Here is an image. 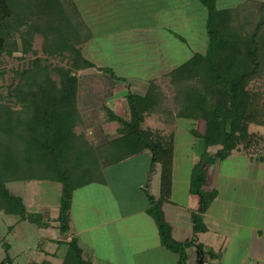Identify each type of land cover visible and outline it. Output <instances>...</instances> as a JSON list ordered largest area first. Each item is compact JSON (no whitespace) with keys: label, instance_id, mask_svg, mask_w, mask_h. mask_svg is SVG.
<instances>
[{"label":"trees","instance_id":"1","mask_svg":"<svg viewBox=\"0 0 264 264\" xmlns=\"http://www.w3.org/2000/svg\"><path fill=\"white\" fill-rule=\"evenodd\" d=\"M199 2L206 9L204 51L191 52L171 72L183 85L177 98H181L177 117L185 118L189 109L193 113L189 117L203 121L202 132L193 130L203 148L187 187V193L198 200L196 210L190 213L189 239L173 240L161 210L171 193L173 147L145 140L140 129L145 115L169 114L165 95L151 83L143 95L126 96L128 120L107 111L108 119L129 134L123 155L147 150L151 168L159 161L158 196L147 195L145 212L155 224L160 245L178 255V264H186V248L194 245L197 233L206 231L203 216L217 195L214 189H205L206 166L226 159L234 150L252 151L260 141L264 150V138L248 131L250 125L264 127V1L247 0L228 9H217L215 0ZM37 34L43 39L44 54L66 59V67H50L34 57L13 73L15 82L5 97L0 96V204L13 202L20 220L46 228L49 222L28 213L22 199L9 193L6 185L17 181L60 184L56 228L61 236H67L61 264H91L83 259L70 233L73 192L93 183L108 185L98 148L75 132L82 124L75 72L94 67L80 49L90 33L72 0H0V56L11 57L14 52L35 55L32 41ZM3 75L1 70L0 79ZM191 80L195 86H188V91L185 86ZM190 100L194 109L187 107ZM211 147L218 149L209 153ZM196 248L201 264L206 261L205 254L213 258L201 245Z\"/></svg>","mask_w":264,"mask_h":264},{"label":"rangeland","instance_id":"2","mask_svg":"<svg viewBox=\"0 0 264 264\" xmlns=\"http://www.w3.org/2000/svg\"><path fill=\"white\" fill-rule=\"evenodd\" d=\"M72 1L79 11L84 23V17L86 20L93 23L104 20L105 22L101 23L102 25H99L102 31L111 33V35L117 31L120 32L117 36L120 43H118L119 41L117 40V45H121V48L117 57L116 53H113L114 48H112V44L107 43L106 40L101 41V43H103L102 49L105 53L103 56H106V59L108 60L106 61L108 72H104L109 76L115 77L117 75H125L124 78H127V76H130V78L138 76L141 80H148L159 73H171L172 71H175L188 59L191 52L204 51L206 45V9L201 5L199 0ZM245 1L247 0H215V6L217 9H228L234 8ZM98 33H100V31H98ZM16 40H18L17 36ZM32 49L35 52V55L28 53L21 56L20 52H14L11 57H7L5 55L0 56V71H4V75L0 79V96L5 97L7 88L11 83L15 82L16 79L13 76V73L18 69L20 70L23 67H26L27 63L34 57L40 58L43 64L49 65L50 67H66V59H62L58 56L48 57L44 54L43 39L38 34L33 37ZM80 49L83 54V45L80 46ZM172 75V77H174V74ZM83 80L84 79L82 78L81 81ZM160 83L162 88H164L165 106L171 115L173 117L175 116L174 119L177 120H175L172 125L168 123L164 127L163 125H157L156 123V126L160 130L162 128L165 130L160 132L156 129L158 131L156 135L159 134L158 136L155 135V131H153L152 128L147 129L148 127L143 124L145 121L144 117L142 118L140 129L144 132L145 140L153 142V138L156 137L155 139L157 142L167 144L170 143L172 145L175 157V173L180 171L181 173L178 175H181L180 179L182 184H187L189 181L184 175L191 170V160H193L192 157L194 158L196 154L202 152L203 148L201 139L194 136L193 130L202 132L203 121L199 118L196 120L191 118L193 113H191L192 110L189 111V109L186 113L188 116L185 118L177 117L175 115L178 110L177 102L172 100L179 97L180 93L177 91V87L180 88V86L174 81V79L172 82L170 76L163 77ZM192 85L195 86L193 80L188 82L185 86L187 88L186 90L190 91V87ZM182 86L183 85H181V87ZM191 102L192 101L190 100V104L187 107L194 109ZM184 108L185 106L183 107V110ZM114 112L120 115L123 119H128L124 116L129 113V110H126L125 112L121 109L119 112ZM189 115L191 116L189 117ZM88 128L89 127L81 124L76 127L75 132L87 137ZM177 130L179 131L176 133ZM172 131L173 135H170ZM248 131L258 137L264 138V127L250 125ZM118 132L119 133H116L117 136L115 135L116 137L111 139L112 137L110 133L106 132L104 126L100 128L102 137H107L108 140L110 139V142L113 141L111 143L114 144L112 145V151L105 150V146L101 147L102 145H98L102 143L95 142L94 137L90 141L91 144L98 148L100 152L102 172L108 183L107 187H102V196L105 197V195H110V198H114L119 209L123 213L128 210L139 208L142 201H144V196L146 197V195L152 197L155 196L154 198H156L157 188L159 186V167L156 165L152 168L150 167V154L148 152L141 153L136 156L123 155L126 153V150H124L122 146L125 147V139H130V137L123 126L119 127ZM262 143L263 142L260 141L257 146L252 148L253 150L251 152L261 153V147L263 146ZM107 147H109V145H107ZM217 149L218 147H211L208 149V152L213 153ZM228 160L231 161L232 165H230V172L234 174L236 181H239L241 185L247 184L248 181L247 178L245 179V175H247L248 171L245 168L243 161L236 160L233 157ZM226 163L228 162L221 163V171L228 167V165H225ZM212 180L213 179H209L210 185L212 184ZM225 183L226 181L224 179H219L218 181L217 186L221 187V194H223L226 189ZM6 187L9 193L16 197H20L22 202L26 204H30L32 202L33 194L37 196V201L40 200L41 202L46 203L56 202V187H58V192H60L61 189L60 184L47 181H17L8 183ZM39 189H42L43 194H39V192H41ZM81 192H83V189L76 192V194L74 192L72 198L79 201ZM235 193L232 194L234 196L233 201L238 200L237 196L239 198L243 195L242 190L240 189L237 191V194L240 196ZM262 193V195H264L263 188ZM141 195H143V197ZM239 200H241V203H245L244 197H240ZM252 203H254V201H252ZM77 206L78 204L74 207L75 211H77ZM94 208L97 209V206H94ZM53 210H55V208H50L48 210L46 208V210H39L36 214L43 216L44 220H49V224L58 226L59 223L57 216L54 218L50 214ZM211 210L219 212V205L213 206ZM211 210L209 213H212ZM45 214L46 216H44ZM74 215L77 216L80 214L74 212ZM228 217L230 219L240 217L236 220H240V224L243 223L242 220H245V224H247V226L249 224L259 225L261 222L256 220V217L253 214L249 216L248 213L240 214V216L234 217L229 214L226 218L228 219ZM71 222L70 216V226L74 228ZM81 222L82 220H80L77 224H83ZM229 222L231 223V221ZM222 228L231 230L230 224L223 223ZM48 231L49 230L40 231L36 225L31 224L28 221L20 220L19 214L15 210L13 202L7 201L1 204L0 262L8 257L13 261V264H26V261L28 260H36V258L41 257L39 250L51 249V246L60 247V249L62 247L66 248L65 240H63L62 236L59 234L58 229L56 230V234L59 238L58 241L48 240ZM236 231H239L240 235L236 238V240H233L232 248H235V250H233V253L235 254L232 256L231 262L241 261L244 258L242 257L244 254L239 248H243V246H246L248 243V230L244 229V227H237ZM101 233H103V230L98 231V234ZM71 237H74L78 243V238L76 237L74 231H72ZM90 237L91 235L82 233L80 238L82 240L85 239V242L89 241L91 244ZM7 245L9 247H7ZM82 245L86 248L88 254H90L92 247L90 248L89 246L86 247L84 244ZM205 256L206 259L209 258L206 254ZM83 259L92 264V260L87 256H85V258L83 257ZM244 260L246 264L247 259ZM36 262L38 261L36 260Z\"/></svg>","mask_w":264,"mask_h":264},{"label":"crops","instance_id":"3","mask_svg":"<svg viewBox=\"0 0 264 264\" xmlns=\"http://www.w3.org/2000/svg\"><path fill=\"white\" fill-rule=\"evenodd\" d=\"M84 21L90 36L86 42L81 44L83 45V56L92 62L94 67L78 70L76 71L78 73H75V75L77 74L78 83L76 104L82 124L89 127L87 129L88 136L86 138L90 141L94 137L95 142L102 143L98 145H102L101 147L105 146V150L112 151L113 146L111 143L113 141L110 142V139L108 140L107 137H102L100 128L104 126L106 132L110 133L111 139H114L117 136L116 133H119L118 129L120 126L116 121L108 119L107 111L122 118L114 111L119 112V110L123 109L126 112V110H128L126 101V96L128 94L141 96L151 83L156 84L164 94V88H162L160 82L163 77L166 76H170L172 82L174 79V81L179 84L180 88L177 87V91L180 93L182 90L181 81L177 79V76L172 77L173 73H159L148 80H141L138 76L134 78L127 76V78H124L125 75H117L114 77L107 75L104 71H98L97 68H107L106 61H108L106 56H103L105 53L102 49L103 43H101V41L106 40L107 43H111L112 48H114L113 53H116L117 57L121 48V45H117V36L120 32L117 31L111 35V33L102 31L99 25H102L101 23L105 22L104 20L93 23L89 22L84 17ZM98 31H100V33H98ZM118 43H120V41ZM82 78L84 79L83 81H81ZM174 100L177 102V107L179 108L181 98H174L172 101ZM124 117L129 119V113ZM174 117L170 112L165 115L148 114L144 116L145 121L143 124L148 127L147 129L152 128L156 135L158 132L157 130L160 132L165 131L164 128L160 130L156 126V123L157 125H163V127L168 123L172 125L174 121L177 120L174 119ZM178 131L179 130H177L176 133ZM170 135H173V131ZM155 138H153V141H156ZM107 145H109V147H107ZM146 152L148 151L143 150L137 154H133V156ZM200 154L201 152L196 154L194 158L192 157V167L198 162ZM232 157L236 160L243 161L248 171L247 175H245V179L247 178L248 181L247 184L241 185L239 181H236L234 174L230 172V165L232 164L228 159ZM174 161L173 149L171 193L169 200L162 204L161 210L165 221L171 226V236L173 240L184 242L191 236L190 213L196 210L198 200L196 196L187 193L188 183L182 184L180 179L181 175H178L181 172L177 171V173H175ZM222 162H228L225 164L228 165V167L223 171L220 170ZM155 165L159 167V161H157ZM191 170L184 175L188 181ZM209 179H213L211 185L209 184ZM219 179H224L226 181V189L223 194H221L220 191L221 187L217 186ZM107 186L96 183L89 184L74 191L76 194V192L83 189L81 196L79 195V201H76L74 198L71 199L70 216L74 228L70 226V233L72 235V231H74L78 238L77 240L82 250V256L84 258L85 256L90 258L92 264H178V255L166 250L160 245L155 224L145 212V209L149 205L147 195L146 197L144 196V201H142L139 208L122 213L114 198H110V195H105V197L102 196V187ZM262 188L264 190V150H261V153L234 150L226 159L207 165L205 189H214L217 195L203 216L206 231L197 233L194 245L186 248V264H199V253L196 248L198 244L202 246L204 252L213 255V258H207L204 264H245L244 259H247L246 264H264V195H262ZM239 189L242 190V196L237 194ZM39 190H41L39 194H43L42 189ZM57 190L58 187H56V202L54 201L51 203L41 202L40 200L37 201V196L33 194L30 204L23 203L26 211L28 213H36L39 210H46V208L47 210L55 208V210H53L54 214L50 212L55 218L58 215L60 199V192ZM234 193L240 197H244L245 203H241V200H239L240 197L238 198L237 195L238 200L233 201L234 196L232 194ZM141 196L143 197V195ZM157 196L158 188L156 197ZM252 201H254V203H252ZM77 204V211H75L74 207ZM217 205H219V212L211 210L213 206ZM94 206H97V209H95ZM210 210L212 213H209ZM74 212L80 215L75 216ZM244 213H248L249 216L253 214L256 220L261 221L260 224H249L247 226L245 220H242V224L239 223L240 220H236L240 217L231 219L229 217L228 219L226 218L229 214L234 217ZM44 216H46V214ZM80 220H82L81 223L83 224L78 225L77 223ZM229 221H231V223ZM222 222L230 224L231 230L222 228ZM237 227H244V229L248 230V243L247 245L245 244L246 246H243V248H239L242 250L244 254L242 257L244 258L241 261L231 262L232 256L235 254L233 253L235 248H232L233 240H236L240 235V232L236 231ZM39 229L40 231L49 230L47 233L48 240H59L56 234V226L50 224V226L46 228ZM99 230H103V233L98 234ZM82 233L91 235V244L89 241L85 242V239L82 240L80 238ZM82 244L86 245V247H92L90 254H88V251H86V248H84ZM7 247L9 246L7 245ZM64 251V247L60 249V247L53 246H51V249L39 250L41 257L36 258L38 262L31 259L30 261H26V264H41L44 262L48 264H61ZM4 260L5 264H13V261L8 257Z\"/></svg>","mask_w":264,"mask_h":264},{"label":"water","instance_id":"4","mask_svg":"<svg viewBox=\"0 0 264 264\" xmlns=\"http://www.w3.org/2000/svg\"><path fill=\"white\" fill-rule=\"evenodd\" d=\"M62 238H63V239H66L67 236H66V235H62ZM199 264H201V261H199Z\"/></svg>","mask_w":264,"mask_h":264}]
</instances>
